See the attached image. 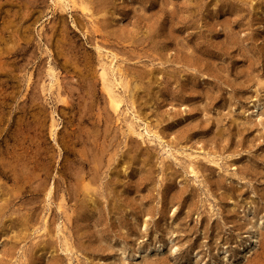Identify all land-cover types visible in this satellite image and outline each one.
Returning a JSON list of instances; mask_svg holds the SVG:
<instances>
[{
  "label": "rangeland",
  "instance_id": "1",
  "mask_svg": "<svg viewBox=\"0 0 264 264\" xmlns=\"http://www.w3.org/2000/svg\"><path fill=\"white\" fill-rule=\"evenodd\" d=\"M0 264H264V0H0Z\"/></svg>",
  "mask_w": 264,
  "mask_h": 264
},
{
  "label": "bare ground",
  "instance_id": "2",
  "mask_svg": "<svg viewBox=\"0 0 264 264\" xmlns=\"http://www.w3.org/2000/svg\"><path fill=\"white\" fill-rule=\"evenodd\" d=\"M105 76V75H104ZM105 80V79H104ZM107 89H108V92H109V97H110V102H111V105L115 108V110H116V108L118 107V105H119V102H118V98H116V96H115V94H114V92H115V90H114V92H113V90H112V88L108 85L107 86Z\"/></svg>",
  "mask_w": 264,
  "mask_h": 264
}]
</instances>
